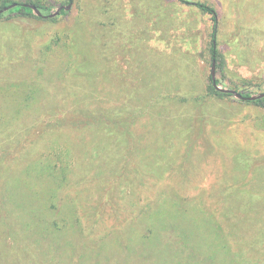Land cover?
I'll return each mask as SVG.
<instances>
[{
  "label": "rangeland",
  "instance_id": "rangeland-1",
  "mask_svg": "<svg viewBox=\"0 0 264 264\" xmlns=\"http://www.w3.org/2000/svg\"><path fill=\"white\" fill-rule=\"evenodd\" d=\"M10 1L0 264H264V0Z\"/></svg>",
  "mask_w": 264,
  "mask_h": 264
},
{
  "label": "trees",
  "instance_id": "trees-1",
  "mask_svg": "<svg viewBox=\"0 0 264 264\" xmlns=\"http://www.w3.org/2000/svg\"><path fill=\"white\" fill-rule=\"evenodd\" d=\"M68 2H72V0H67ZM12 4H17L15 8H12L10 10H7L5 12H2L0 13V18H3L4 16H17V17H32V18H35V19H41L39 17H37L35 15V13L27 6L25 5H34L39 11L41 14H46V15H49L50 14V8L45 6V5H42L38 2H35V1H25V2H14V1H10V0H1L0 1V11H3L5 8H7L9 5H12ZM195 6L198 8V10L203 13V14H207L210 16L211 18V21L213 22V26H212V30H211V34H210V41H209V52H210V56H211V60H221L222 59V55L219 51V48H218V44H217V41H216V12L215 10L205 4V3H201V2H197L195 3ZM60 15H64L66 14V11L62 10L60 13ZM43 19V18H42ZM216 84L217 86L220 85V81L219 80H216ZM233 91L239 93L240 95H242L243 97H250V96H253L249 93H242L240 92L237 88L235 87H232ZM206 92L208 95L210 96H215V97H231L233 95L231 94H228V93H222L218 90H216L214 88V86L212 85V81H211V78H210V82H209V85L207 86L206 88ZM257 95V94H256ZM243 102H247L251 105H254L260 109H264V98L263 99H259V100H256V101H246V100H241ZM78 119H73V118H67L65 122H63L64 125H70V124H73L75 123V121H77ZM98 121V120H97ZM230 209L231 211L233 212V209L235 210V200L233 202H230ZM236 211V210H235ZM49 225V224H48ZM42 227H40L39 229L41 230ZM48 228H50V233L51 235L54 234V238L57 237L58 235V227L56 225V228H55V223H53L52 225L48 226ZM43 230V229H42ZM1 234H5V231H3V229L0 230ZM34 233H36L34 231Z\"/></svg>",
  "mask_w": 264,
  "mask_h": 264
},
{
  "label": "water",
  "instance_id": "water-1",
  "mask_svg": "<svg viewBox=\"0 0 264 264\" xmlns=\"http://www.w3.org/2000/svg\"><path fill=\"white\" fill-rule=\"evenodd\" d=\"M17 4H12V5H9L7 8H5L3 11H0V13L2 12H5L7 10H10L12 8H15ZM27 7H29L37 17H43L45 18V16H43L40 11L34 6V5H25ZM70 6L71 5H67V6H59L56 11L50 15H48L47 17L48 18H54L56 17L57 15H59V13L64 10V11H68L70 9ZM211 81H212V85L214 86V88L222 93H228V94H231L233 95L234 97H236L237 99L239 100H246V101H256V100H259V99H263L264 98V93H260V94H257V95H253V96H250V97H243L242 95H240L239 93L233 91V90H230V89H222L220 87L217 86L216 84V79H215V72H214V63L212 64V68H211Z\"/></svg>",
  "mask_w": 264,
  "mask_h": 264
}]
</instances>
